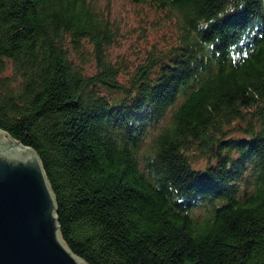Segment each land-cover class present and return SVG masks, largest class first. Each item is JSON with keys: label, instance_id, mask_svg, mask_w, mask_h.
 I'll return each instance as SVG.
<instances>
[{"label": "trees", "instance_id": "16d2710c", "mask_svg": "<svg viewBox=\"0 0 264 264\" xmlns=\"http://www.w3.org/2000/svg\"><path fill=\"white\" fill-rule=\"evenodd\" d=\"M129 1L172 34L121 81L107 8L0 0V129L88 264H264V0Z\"/></svg>", "mask_w": 264, "mask_h": 264}, {"label": "water", "instance_id": "95a60500", "mask_svg": "<svg viewBox=\"0 0 264 264\" xmlns=\"http://www.w3.org/2000/svg\"><path fill=\"white\" fill-rule=\"evenodd\" d=\"M0 264H88L61 236L55 196L38 154L2 129Z\"/></svg>", "mask_w": 264, "mask_h": 264}, {"label": "rangeland", "instance_id": "374dc122", "mask_svg": "<svg viewBox=\"0 0 264 264\" xmlns=\"http://www.w3.org/2000/svg\"><path fill=\"white\" fill-rule=\"evenodd\" d=\"M98 7L107 11L108 17L119 28L117 43L109 48V57L112 61L121 63L125 68L119 76L121 81L126 79L127 71L139 60L151 43L163 44L171 36L169 28H150L149 19L152 12L145 6L129 0H91ZM146 14V16L144 15ZM145 18V19H144Z\"/></svg>", "mask_w": 264, "mask_h": 264}]
</instances>
